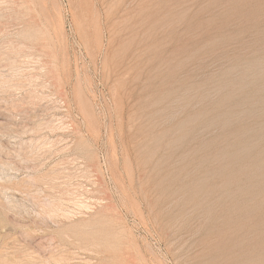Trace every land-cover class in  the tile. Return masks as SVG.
Instances as JSON below:
<instances>
[{
	"label": "rangeland",
	"instance_id": "1",
	"mask_svg": "<svg viewBox=\"0 0 264 264\" xmlns=\"http://www.w3.org/2000/svg\"><path fill=\"white\" fill-rule=\"evenodd\" d=\"M0 264H264V0H0Z\"/></svg>",
	"mask_w": 264,
	"mask_h": 264
}]
</instances>
